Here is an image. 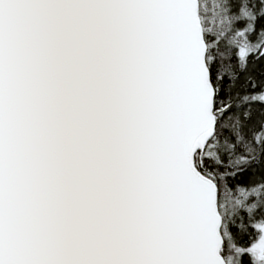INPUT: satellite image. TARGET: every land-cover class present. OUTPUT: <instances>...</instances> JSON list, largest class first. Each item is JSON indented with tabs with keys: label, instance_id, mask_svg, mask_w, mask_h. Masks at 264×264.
Instances as JSON below:
<instances>
[{
	"label": "snow or ice",
	"instance_id": "obj_1",
	"mask_svg": "<svg viewBox=\"0 0 264 264\" xmlns=\"http://www.w3.org/2000/svg\"><path fill=\"white\" fill-rule=\"evenodd\" d=\"M0 264H264V0H0Z\"/></svg>",
	"mask_w": 264,
	"mask_h": 264
},
{
	"label": "trees",
	"instance_id": "obj_2",
	"mask_svg": "<svg viewBox=\"0 0 264 264\" xmlns=\"http://www.w3.org/2000/svg\"><path fill=\"white\" fill-rule=\"evenodd\" d=\"M260 72H261V69L260 68H257L256 69V73H255L257 75V77H259Z\"/></svg>",
	"mask_w": 264,
	"mask_h": 264
}]
</instances>
